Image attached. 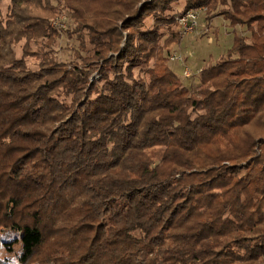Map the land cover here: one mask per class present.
<instances>
[{"label": "trees", "instance_id": "obj_1", "mask_svg": "<svg viewBox=\"0 0 264 264\" xmlns=\"http://www.w3.org/2000/svg\"><path fill=\"white\" fill-rule=\"evenodd\" d=\"M5 1L0 264H264V0ZM219 6L250 36L191 93L178 19Z\"/></svg>", "mask_w": 264, "mask_h": 264}, {"label": "rangeland", "instance_id": "obj_2", "mask_svg": "<svg viewBox=\"0 0 264 264\" xmlns=\"http://www.w3.org/2000/svg\"><path fill=\"white\" fill-rule=\"evenodd\" d=\"M7 4L8 0L2 5L3 13L6 12ZM184 5L185 0H178V2L173 5V13H180L181 10L184 9ZM222 9L223 7L219 6L216 10L217 13H215V16L213 17L208 14L205 7L189 9L197 15L195 31L190 34L186 33L182 35L180 31L181 40L179 44L172 47L171 53L169 54L170 56L172 53H175L180 56V59L177 61H171V59L169 61L168 57V65L174 73L178 75L185 86L187 85L191 93L197 91L196 89L199 83L198 73L201 69L218 64L227 58V50L231 48L233 37L235 35H241L247 38L250 36L247 27L236 26L232 28L221 15H216ZM150 23L151 21L147 22V25H150ZM56 24V26L53 24L52 27L60 30L71 28V21L68 16L61 18ZM177 25L179 27L178 29L181 30L180 24L177 23ZM23 45L24 41L13 47L17 58L22 56ZM30 47L32 51L36 50V47L33 44H30ZM78 48L79 43L75 36H68L64 32L52 46L51 54L57 61L70 62L75 59V53L79 52ZM90 48L91 47L88 46L85 47L87 51H89ZM81 53L82 56L85 55V52L82 51ZM25 61L29 70L37 69V59L27 57ZM138 71L139 69L136 70V72ZM185 71H188L189 77L184 75Z\"/></svg>", "mask_w": 264, "mask_h": 264}, {"label": "built area", "instance_id": "obj_3", "mask_svg": "<svg viewBox=\"0 0 264 264\" xmlns=\"http://www.w3.org/2000/svg\"><path fill=\"white\" fill-rule=\"evenodd\" d=\"M196 13L193 12L192 10L187 11L185 14H183L179 19H178V23L180 24L181 27V35L182 34H190L193 33L195 31L196 28ZM54 25L56 26V22L54 23ZM180 59V56L176 55L175 53H173V55L171 56V61H177ZM184 75L186 77H189V73L188 71H185Z\"/></svg>", "mask_w": 264, "mask_h": 264}]
</instances>
